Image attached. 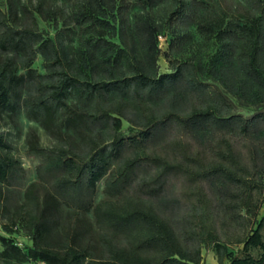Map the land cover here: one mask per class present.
<instances>
[{"label":"trees","instance_id":"obj_1","mask_svg":"<svg viewBox=\"0 0 264 264\" xmlns=\"http://www.w3.org/2000/svg\"><path fill=\"white\" fill-rule=\"evenodd\" d=\"M233 1L0 0V127L24 88L60 144L30 132L40 164L9 212L21 164L0 135L2 229L31 242L0 238V260L203 264L212 245L218 264H264V112L236 113L264 108V0Z\"/></svg>","mask_w":264,"mask_h":264},{"label":"rangeland","instance_id":"obj_2","mask_svg":"<svg viewBox=\"0 0 264 264\" xmlns=\"http://www.w3.org/2000/svg\"><path fill=\"white\" fill-rule=\"evenodd\" d=\"M81 0H73L71 5V12L75 11L78 7V4ZM234 4L241 3V0H234ZM21 4H36V0H20ZM62 0H58V5H61ZM20 16L22 13L19 10ZM154 19L161 24L165 25V33L163 37H160V46L163 50L167 47L168 41V25H166L168 16L165 6H160L151 11ZM40 30L43 34L48 35L52 38H55L59 29H56L53 24L45 23L41 19L38 20ZM61 27V25H60ZM62 28V27H61ZM79 37H75L74 41L69 45L72 48L78 45ZM200 39L197 40L198 44ZM69 43V42H68ZM161 73H167L170 71V66L167 60L162 57L159 61ZM37 70L41 73H44V68L42 61L39 59L35 66ZM25 89H21L19 93L18 101L16 102L15 112L11 113L10 111L4 112L1 115V127L0 135L5 139V141L11 146L12 153L21 164V170H15V177L12 181V185L8 188V210L12 212L14 208L21 203L22 195L26 187L33 182L35 178V169L38 164H40V158L36 155L29 152L28 149V139L30 132H35L39 139V144L43 148L49 150H58L60 144L54 139L50 138L45 131L39 126V124L31 120L24 111L23 108V96ZM264 112L262 109H250L243 107L241 105H236V113L244 116L245 118H251L258 113ZM124 133H128V126L125 125L123 129ZM78 140L76 136L72 141L73 146H76ZM8 223V215L0 220V238H10L17 242L20 246L31 244L30 240L24 236L21 230H16L12 234L5 232L2 229V226ZM203 264H218L213 252V246L208 245L203 250ZM0 264H13L10 262H5L0 260Z\"/></svg>","mask_w":264,"mask_h":264}]
</instances>
